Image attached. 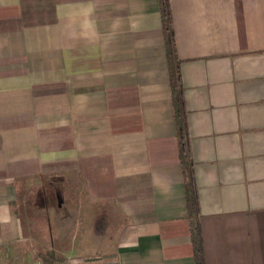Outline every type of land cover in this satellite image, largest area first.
<instances>
[{
	"label": "crops",
	"instance_id": "crops-1",
	"mask_svg": "<svg viewBox=\"0 0 264 264\" xmlns=\"http://www.w3.org/2000/svg\"><path fill=\"white\" fill-rule=\"evenodd\" d=\"M169 2L205 264H264V0ZM69 170L123 224L77 264H195L158 0H0V264L35 262L19 186Z\"/></svg>",
	"mask_w": 264,
	"mask_h": 264
},
{
	"label": "rangeland",
	"instance_id": "rangeland-1",
	"mask_svg": "<svg viewBox=\"0 0 264 264\" xmlns=\"http://www.w3.org/2000/svg\"><path fill=\"white\" fill-rule=\"evenodd\" d=\"M68 172L20 185L12 204L24 243L34 252V264H47L56 254L67 263H77L82 248L110 259L118 245L123 224L116 208L111 203H90L75 172Z\"/></svg>",
	"mask_w": 264,
	"mask_h": 264
},
{
	"label": "trees",
	"instance_id": "trees-1",
	"mask_svg": "<svg viewBox=\"0 0 264 264\" xmlns=\"http://www.w3.org/2000/svg\"><path fill=\"white\" fill-rule=\"evenodd\" d=\"M162 33L166 49L174 121L179 145V160L184 180L187 217L195 264H205L202 232L200 227V210L198 194L193 175V163L190 154V140L187 129L186 108L182 93L179 61L176 56L174 30L169 0H158Z\"/></svg>",
	"mask_w": 264,
	"mask_h": 264
},
{
	"label": "built area",
	"instance_id": "built-area-1",
	"mask_svg": "<svg viewBox=\"0 0 264 264\" xmlns=\"http://www.w3.org/2000/svg\"><path fill=\"white\" fill-rule=\"evenodd\" d=\"M36 264H42V263H36ZM67 264H77L75 262H68Z\"/></svg>",
	"mask_w": 264,
	"mask_h": 264
}]
</instances>
